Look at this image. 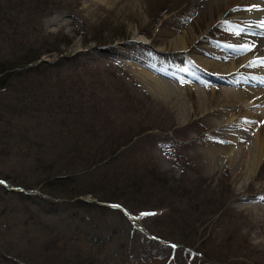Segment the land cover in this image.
<instances>
[{
	"label": "rangeland",
	"instance_id": "1",
	"mask_svg": "<svg viewBox=\"0 0 264 264\" xmlns=\"http://www.w3.org/2000/svg\"><path fill=\"white\" fill-rule=\"evenodd\" d=\"M66 1L67 11L35 21L33 39L67 35L62 53L40 48V60L58 64L61 56L71 59L51 70L50 82L42 81L50 87L36 91L33 105L29 94L26 111L0 120V255L7 252L12 259L0 258V264H15L13 255L21 254L27 262H41L39 249L57 236L60 249L44 252L52 264V255L57 264H264V152L251 170L241 172L231 159L214 154L211 148L223 146L220 131L228 129L218 128L209 112L225 108L241 118L247 108H260V116L248 125L259 120L264 126V105L249 104L260 91L255 85L264 87L253 81L264 78L256 74L264 66L248 58L255 51L237 46L246 41L242 23L249 17L260 13L256 18L262 26L264 7L254 2L264 0ZM10 31L1 23V48L7 49ZM94 35L119 39L100 45L92 41ZM136 54L140 59L132 57ZM191 57L234 64L237 73L219 76ZM139 60L158 68L170 64L177 75L166 76ZM194 77L208 81L207 86ZM77 80L89 86L80 90L87 106L95 102L102 111L94 129H88L93 123L89 114L78 115L70 104L63 109L68 98L80 93L70 91ZM92 85L95 95H90ZM243 85L254 93H237ZM7 91L9 101L19 93L13 86ZM228 98L241 101L227 107ZM248 129L243 134L250 139L254 130ZM125 140L131 141L114 156L104 155L88 168L92 154L106 153L103 143L115 147ZM153 166L165 184L149 188L150 179L144 177L140 193L131 194V173ZM60 173L72 175L67 197L85 193L75 197L84 206L51 196L57 192L47 189L44 179ZM90 190L119 203L102 202L86 193ZM14 191L38 196L28 200ZM53 207L58 212H50Z\"/></svg>",
	"mask_w": 264,
	"mask_h": 264
},
{
	"label": "trees",
	"instance_id": "2",
	"mask_svg": "<svg viewBox=\"0 0 264 264\" xmlns=\"http://www.w3.org/2000/svg\"><path fill=\"white\" fill-rule=\"evenodd\" d=\"M66 2H67L66 0H0V25L1 23L8 24L9 28L11 29V31L9 32V37L6 39L8 46L7 49L5 48L6 49L5 50L0 46V93H1L0 97L1 96L3 97L2 99L0 98V120H2L1 118H3L5 114V120L10 121V119L19 115L23 110L26 111L25 108H28L27 106L28 102L30 103V105H33V103L36 102L34 100L35 97L34 95L36 94V91L50 87L48 85L45 86L44 82H48V83L50 82L48 74L52 72L51 70H54L55 68L57 69L59 65H62L71 59L70 56H66V55L61 56L59 58L60 61L58 64L55 63L49 64L46 61L40 60L42 55L40 48H45L48 51L54 50L58 53H62L60 49L61 44L66 45L69 43L68 42L69 38L67 37V35L63 33L56 35L40 34V36L37 39H33V33L36 31V29L33 27V25L36 24L35 21L39 22V19L44 18L46 15H48L53 11H67L69 7ZM121 34L123 35V33H120L118 35ZM112 36H116V35H112ZM92 38H93L92 41L100 45L113 43L116 39H119V37H112L111 39L109 38L108 40H106L105 38H102L101 36L98 35H94V37ZM89 41L85 40V44H87ZM36 44H38V47H36ZM29 77H31L30 80L25 82L24 79ZM34 78L35 81L33 80ZM33 85H35L34 88L36 90L32 89ZM12 86L16 87L19 93H21L23 96L17 93L15 94V97L9 101L7 96L5 97L4 95H7V93L10 92V91L8 92L7 90ZM70 87H71L70 91H73V95H75L76 92L78 91L80 92V90H85L89 88V86H84L81 80L73 81ZM90 87L92 89L90 91V95H95V92H93L94 91L93 85ZM64 91L65 90H61L62 94L64 95L63 97L68 98L67 96H65L66 93H64ZM28 95H29V101H28ZM77 95L79 96V97L77 96L78 100L75 97L72 99L71 97L68 98L70 99L69 100L70 103H65L63 109L67 107L68 110L70 104L72 109L75 108L74 110H76V113L78 115L89 114L90 121H92L93 123L88 125V129L96 128L94 127L95 120L99 118L102 112L99 105L94 102L88 104L87 106V102L84 101V97H83L85 93L80 92ZM16 99L19 100V102H23V103L19 104L18 101H16ZM49 99L50 97L48 98V100ZM25 100L28 102L25 103ZM47 105L51 110H54L55 105L53 102H50ZM65 114H66L65 111H63V115ZM64 119H67V116ZM81 119L82 117L77 118V120H81ZM130 141L131 140H125L123 142H119V144L115 147H112L111 145H104L105 143H103V145H101L100 147L106 153L100 155V157L98 158L92 154L91 157L93 161H91L92 163H90L88 168L101 163L102 160H105L104 155H106V157L114 156L115 153H117V151L122 146L127 145L128 143H130ZM41 147H42V143H41ZM127 169L132 170V166H128ZM135 169L136 172H133V174L131 173V176L128 177L131 179V184L129 185V188H131V192H133L131 194H133L134 196L135 193L136 194L140 193L139 191L142 190V188L144 187L145 185L144 177H149L150 179V182L147 183L148 185L146 184L149 188L151 187V184H155V185L165 184L163 179L161 178V175H159L160 173L158 172L156 166L150 167L145 172L140 167H136ZM60 174L63 175L60 176L54 175V177L46 176V178L44 179L46 180L45 187L47 189L53 190L54 192H57V194L51 193V196L60 200L62 198H67V199L73 198L72 201H74V203L72 202V204L70 205L79 206V207L84 206L83 201L75 197L85 193L78 192L75 193L74 195L75 197H67L68 193L70 192L68 187L70 184L74 182L73 178L71 177L72 175H68L66 173H60ZM28 192H24V193L16 192V194H19L21 195V198L23 196V198L25 199L27 198L28 200H31L29 197L37 198L38 196L37 194H31L30 191ZM86 193L92 194L95 198H99L100 201L105 199L104 197L102 198V196L97 197L96 196L97 193H95L94 190H90V192L88 191ZM127 198L132 199V196H129ZM50 202L52 204L54 203L58 204L60 201L55 202V200L54 201L50 200ZM102 202L119 203L118 201H107V200H103ZM55 208L56 207L50 209V212H58V210H56ZM27 241L32 243L33 239L30 238ZM60 243L62 244V239L60 236H57L53 238L51 241H49V243L46 246L42 247V249H39L40 251L38 252H40L39 256L41 257L42 260L41 262L37 261L36 259H34V262L32 263L31 261L27 262L26 260H24L25 254H21V255H13L12 258L14 259L12 263L52 264L50 263V260H48V258L45 257L47 253L44 252L50 251L54 253L56 249L57 250L60 249L61 246ZM0 258H1V262L5 261L10 263L9 259H11V256H9L7 252L2 253V255H0ZM51 259L54 264H57V261H55V257L53 255ZM221 262L222 264H228L226 263V261H221Z\"/></svg>",
	"mask_w": 264,
	"mask_h": 264
},
{
	"label": "bare ground",
	"instance_id": "3",
	"mask_svg": "<svg viewBox=\"0 0 264 264\" xmlns=\"http://www.w3.org/2000/svg\"><path fill=\"white\" fill-rule=\"evenodd\" d=\"M255 3L259 4L261 7H264V3H261V1H255L254 4ZM256 13L257 12H254L252 14L255 15ZM259 14L260 13H257L256 16L249 17L247 22L245 21L244 23H242V25L244 24V29L247 33L246 41L242 42L241 46L237 45L240 48H242V47L244 48L245 46H249L251 51H255L254 53H251L250 56H248V58L250 57L251 62H254L253 61L254 59L258 60V61H260L261 59H264V25L260 26L259 24H257V18L256 17ZM260 24H262V23H260ZM136 55H133L132 57L134 59H138V58L140 59V56L137 55V57H136ZM202 58H204V57H202ZM202 58L201 57L200 58L191 57L190 59L195 64H200L201 66H204V68L205 67H207L209 69L212 68L214 73H216L219 76H223V77L227 78L228 75L231 76V75H234L235 73H237V70H236L237 68H235L234 64H229L226 66V65H224L225 63L223 64V63L216 62V61L210 62V61H207L209 59L205 60ZM140 62L147 63L148 64L147 66L153 65V67L155 69L156 68L159 69L158 71L161 73L163 72V74H166V76H169V75H175L176 76L177 75L175 73L176 71H173L174 66L171 67L170 64L169 65L164 64L165 65L164 67H162L163 66L162 65L161 68L160 67L158 68L154 63H151V61L147 62L146 60L145 61L141 60ZM249 63L250 62L247 61L246 65H249ZM261 66H264V65H261ZM230 71H233L234 74L229 73ZM196 73H197V71H196ZM256 74H258V75L260 74V75L264 76V69H259L256 72ZM191 77H193V76H191ZM195 79L198 80L197 78H195ZM247 80H249V79H247ZM253 81L257 82L260 85H264V78L260 81L253 79ZM207 82H206V80H204V81L200 80L199 81V83L204 87L207 84ZM154 84H158L161 87L159 89L164 88V85L161 82H154ZM236 84H239V83L236 82ZM255 87L260 89V91H257V93L252 96V98L250 99L251 101H249V104L251 106L258 105V104L264 105V87L256 86V85H255ZM241 89L242 90H239L236 92L237 93H243V94L247 93L249 95H252L254 93L253 88H250V87H247L244 85L241 86ZM165 90H166V88H165ZM169 90L168 91L166 90L167 94H171L169 92ZM202 91H205V88H202ZM240 101H241V98H228L225 102V105L227 107H235ZM245 102H246V100L243 101V103H245ZM229 105H231V106H229ZM258 109H259V111L247 108L245 110V114L241 118H234L229 111H226L225 108H221V109L216 110V111H215V108L210 109V111L208 110L210 113L212 112L211 114H214L212 120H213V123L218 128H221V129L227 128L228 129L227 132H223L224 130L223 131L219 130L220 131L219 137L223 138V140L218 139V141H219V143H222L223 146L211 148L212 152L214 154L224 156L225 158H227V160L231 159L240 172L244 171L245 169L251 170L254 167V165L256 164L257 160H259L263 157L262 155L264 152V132H263V135H261L260 131L264 128V126L260 125L259 120L255 124H253L252 126H249L250 120H256V117L260 116L261 109L260 108H258ZM262 119H264V115H263ZM257 123H258V127L255 128V125ZM235 128H238V131L235 130ZM248 128H252L251 131L254 130L253 131L254 134L250 137V139H252V142H250L249 137L246 138L245 135L243 134L246 130H249ZM240 131H242V134ZM255 134H258V136L257 135L255 136ZM209 153L211 154V152H209Z\"/></svg>",
	"mask_w": 264,
	"mask_h": 264
},
{
	"label": "snow or ice",
	"instance_id": "4",
	"mask_svg": "<svg viewBox=\"0 0 264 264\" xmlns=\"http://www.w3.org/2000/svg\"><path fill=\"white\" fill-rule=\"evenodd\" d=\"M252 7L255 8V5H253ZM249 10H251V9H249ZM261 23H262V25H264V21H262ZM243 50L244 51H248V50H251V49H250L249 46H245ZM259 64L260 65H264V59H261L259 61ZM262 199H264V198H262ZM117 207H119V206H117ZM141 215H154V213H141Z\"/></svg>",
	"mask_w": 264,
	"mask_h": 264
}]
</instances>
